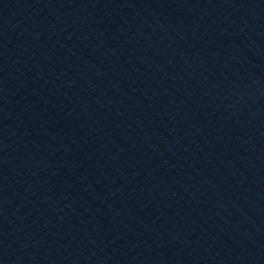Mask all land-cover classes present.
<instances>
[{
    "label": "water",
    "instance_id": "water-1",
    "mask_svg": "<svg viewBox=\"0 0 264 264\" xmlns=\"http://www.w3.org/2000/svg\"><path fill=\"white\" fill-rule=\"evenodd\" d=\"M0 264H264V0H0Z\"/></svg>",
    "mask_w": 264,
    "mask_h": 264
}]
</instances>
